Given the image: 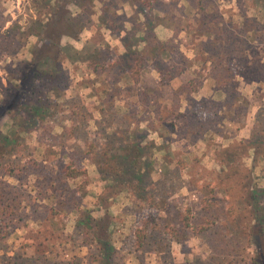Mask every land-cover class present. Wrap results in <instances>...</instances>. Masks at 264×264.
<instances>
[{
	"label": "rangeland",
	"instance_id": "1",
	"mask_svg": "<svg viewBox=\"0 0 264 264\" xmlns=\"http://www.w3.org/2000/svg\"><path fill=\"white\" fill-rule=\"evenodd\" d=\"M199 1L159 0L142 33L129 18L144 62L136 81L117 63L118 37L97 22L98 0L84 12L69 7L89 29L61 44L86 46L83 54L100 48L109 67L93 74L92 56L62 61L35 84L32 102H50L41 118L0 121V134L14 140L0 142V208L9 206L0 264H243L254 256L262 242L255 210L264 215V82L249 80L256 70L264 76V0ZM33 2L0 0V13L12 15L0 20V99L18 83L11 68L38 46L29 34L45 16ZM227 67L224 89L215 81ZM106 150L115 163L135 160L137 173L113 174ZM19 155L31 175L10 178L5 167ZM68 161L85 174L63 178ZM98 240L112 246L109 260Z\"/></svg>",
	"mask_w": 264,
	"mask_h": 264
},
{
	"label": "trees",
	"instance_id": "2",
	"mask_svg": "<svg viewBox=\"0 0 264 264\" xmlns=\"http://www.w3.org/2000/svg\"><path fill=\"white\" fill-rule=\"evenodd\" d=\"M100 1L102 3L101 15L99 20L100 24L102 26H107L109 29H112L114 31H117L115 28H117L118 25H121L118 33H113L118 37L123 50V53L118 56L117 63L119 65L120 63L123 64L128 75L133 76V81H136L137 76L140 74V70L144 63L142 57L138 55V52H136L137 50L135 49V45H139V43L133 44L129 40L128 36L130 34L124 29L122 25L125 21L124 17H118L115 15L116 8L113 9V7L117 5V0ZM125 1L134 5L137 12L143 16L144 22L141 26L147 29L146 25L148 26L149 23H151V13L154 11L155 6L157 5V2L159 0H120V4ZM201 1L202 0H200L199 2L201 3ZM92 3L93 0H34L33 4H37L41 10H44V13L40 14V16H45L44 19L38 18L36 21L32 22L35 27V32L31 31L29 34L37 36L39 39V43L30 60L24 61L20 65L11 68L13 79H15L18 83L14 84L13 86H9V88L6 89L0 99V121L4 117L12 114L22 118H24V116H27L29 118H35L39 116L41 118L45 113L44 109L49 106L50 102L47 97L39 98L35 103L32 102L31 99L34 93L35 84L36 82L45 79V76H49V78L52 77V75L54 74L51 72V69L57 68V64L62 61L65 62L73 60L74 62H80L81 64H83L84 62L88 61V58L90 56H92L96 59L95 62H91V65L93 66L91 72L93 74L97 73V69L103 70L104 67H109L104 66V64H102L101 62L106 58V56L104 55V52L100 50V48H95L91 54H88V52L83 54L85 49H87L86 46H84L82 50L78 51L70 46H64L61 44V40L63 38L78 39L79 35L84 29V21H81L78 15L72 16L69 7H77L84 12L87 9L86 6ZM111 8L113 9V12L108 15L107 12ZM199 10H202V8H199ZM0 20L8 22L9 20H12V15L7 14L4 16L3 13H0ZM134 24L135 22H133V25ZM151 24L153 25V23ZM157 24L154 22V26ZM135 28V30L139 31L140 25H137V27ZM225 69L229 76L226 78H223L224 76H222V78L216 79L215 82L218 85H222L224 89H227L228 84L231 83L233 75H231L230 72L232 71V67H227ZM235 77L239 76L237 75ZM250 77V83L264 82V76L258 70L254 71ZM170 78H172V76H170ZM240 82H243V80H240ZM194 83L195 80L189 81L190 85ZM50 89H55V91L58 93L59 88L58 86H53ZM24 90H27L30 96H27V93H25ZM197 90L198 86L192 88L191 93L196 92ZM183 116L184 114H179V112L178 114H175V117L178 118ZM23 127H26L25 122ZM171 128H173L172 124ZM26 132H28L27 129L24 130V133ZM10 139L11 138L8 135L0 136V142L3 141V144L13 143L11 141L14 140L11 139L10 141ZM63 155L64 153H62V156ZM103 156L106 158L107 165H109V168L111 169V172L113 174L120 175L122 173L124 175L126 171H135L137 173V170L134 167L135 160L132 159L131 161H129L126 156H119L116 161L117 163H115L113 162V160L111 161L110 157L108 156V150L103 152ZM17 158V164H9L10 166L7 165L5 167V175L15 179H19L22 175H31V173L29 174L30 168L26 166L24 162H22L24 160V156L19 155L17 156ZM60 173L63 178L77 179L84 175L85 171H80L75 166L74 162L68 161V163L63 166ZM138 174L139 175L137 177V180L139 183H142L143 179L141 178V176L143 174H141V170L140 173L138 171ZM142 189L143 188L140 186L136 188L138 192H141ZM253 194H255V191H253ZM7 209H9V206L7 205H4L0 208V222L3 221ZM255 213H257L256 221L259 224L258 227L262 236V242L260 245L256 246V252L254 256L245 261L243 264H264V215L262 209L255 210ZM182 221L184 223V226L188 227V217H185ZM143 236L144 235H142L141 237L139 236L140 245L142 244ZM95 244L96 250L100 254L105 255V258L109 260V256L112 253V246L110 245L109 241L98 240L95 242Z\"/></svg>",
	"mask_w": 264,
	"mask_h": 264
},
{
	"label": "crops",
	"instance_id": "3",
	"mask_svg": "<svg viewBox=\"0 0 264 264\" xmlns=\"http://www.w3.org/2000/svg\"><path fill=\"white\" fill-rule=\"evenodd\" d=\"M95 2V1H94ZM93 2V3H94ZM98 2H99V4H100V7H99V11H98V13H97V22H100L99 20H100V15H101V9H102V3H101V1L100 0H98ZM117 5H116V10H115V15L116 16H123L124 17V22H123V27H124V29L126 30V31H129V28H127L126 26H125V24L127 23V22H129V18L130 17H132L133 16V14H135V21H137L138 23H141V25L143 24V22H144V20H143V16L141 15V14H139L138 12H137V10H136V8H135V6L134 5H132V4H130V3H128V2H123V3H121V4H119L118 3V0H117ZM129 6L130 7V9H131V11H130V13L128 14L127 12H125V6ZM140 18H141V20H140ZM91 20H92V14H91ZM103 27V29H106V30H108V32H109V35L112 37V35H114L113 33H115L116 31H114V30H112V29H109L107 26H102ZM155 28V27H154ZM87 29H89V28H86V27H84V29H83V31L84 30H87ZM91 29H93V27L91 28ZM102 29V28H101ZM141 30V32L140 33H142V31H144V28L142 27V26H140V29H139V31ZM156 29H153V32L155 31ZM138 31V32H139ZM117 33H118V31H117ZM117 33H116V35H117ZM115 39V38H114ZM113 39V41L114 42H116L117 44H116V46H117V48L118 49H121L122 47H121V43H120V41H119V39L118 38H116L115 40ZM212 80V79H211ZM158 81V80H157ZM202 87L203 86H205L206 84H208V80L206 79V78H203L202 79ZM204 88V87H203ZM211 89V88H210ZM211 92H210V94L209 95H214L215 93H223V91H220V90H213V88L210 90ZM213 92H214V94H213ZM194 93H197V92H193V93H191V91H190V96L192 95V94H194ZM216 95V94H215ZM185 110V108L184 109H181V110H179L181 113L183 112Z\"/></svg>",
	"mask_w": 264,
	"mask_h": 264
}]
</instances>
